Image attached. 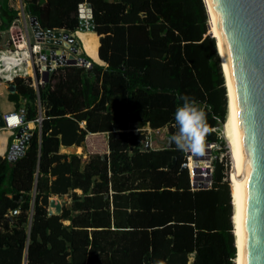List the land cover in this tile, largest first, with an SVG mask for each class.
<instances>
[{
	"label": "trees",
	"instance_id": "16d2710c",
	"mask_svg": "<svg viewBox=\"0 0 264 264\" xmlns=\"http://www.w3.org/2000/svg\"><path fill=\"white\" fill-rule=\"evenodd\" d=\"M81 2L105 64L76 36L89 66H57L38 93L16 77L8 93L25 120L42 118L22 154L0 155V264H237L219 150L210 187L191 189L183 150L143 146L146 125L178 132L182 96L207 113L215 129L206 141L225 143L227 89L204 1L25 0V8L42 29L73 32ZM15 15L0 0V30ZM94 131H107L108 153L59 151ZM64 194L53 211L52 197Z\"/></svg>",
	"mask_w": 264,
	"mask_h": 264
},
{
	"label": "water",
	"instance_id": "95a60500",
	"mask_svg": "<svg viewBox=\"0 0 264 264\" xmlns=\"http://www.w3.org/2000/svg\"><path fill=\"white\" fill-rule=\"evenodd\" d=\"M87 6L90 8L89 4ZM209 8L228 66L240 136L243 166L242 264H264V0H209ZM30 24L36 36L44 35L36 16H30ZM78 30H94L92 13L79 16ZM207 33L213 36L209 30ZM45 35L49 42L53 41L52 37L58 43L63 38V44L72 52L65 58L64 54H59L57 46L44 48L41 57H47L46 70L50 63L76 64L77 56L74 53L78 50L79 42L72 34L54 30ZM213 38L215 40V36ZM217 53L221 63L218 49ZM84 61L90 65V61L85 58ZM48 75V71H45L44 80H48ZM8 90H15L13 83L8 85ZM2 124L0 113V125ZM32 127V123H26L17 129L16 142L10 145L6 154L9 159H14L23 152L24 144L29 138L23 131L25 128L31 130ZM221 133L225 138L223 128ZM166 144H169L168 138ZM148 145L146 142L144 147ZM174 162L175 156L168 166ZM181 167L186 168V162ZM230 202L232 205L231 199ZM51 205L56 210L60 209V204L53 200Z\"/></svg>",
	"mask_w": 264,
	"mask_h": 264
},
{
	"label": "built area",
	"instance_id": "2783aa9c",
	"mask_svg": "<svg viewBox=\"0 0 264 264\" xmlns=\"http://www.w3.org/2000/svg\"><path fill=\"white\" fill-rule=\"evenodd\" d=\"M8 1L10 6H12L16 10V15L5 30H0V80L6 81L10 84L13 83L16 77H22L26 79L29 85H31L38 93L39 87L46 82V80H44L45 71H48V76L50 78L53 71L56 69L57 66H59L57 64L50 63L49 69L46 70L45 66L47 65V57L42 58L41 51L44 48L51 49L52 46H57L59 54H64L65 58H67V56L72 53L70 48L63 44V38H61L60 42L58 43L54 41L55 37H52L53 41L49 42L46 40L47 37L45 33L48 31L53 32L54 30H60V32L67 30H65L64 28H53L47 30L41 28L44 32V35L36 36L35 32L32 29V25L30 24V16L32 15L28 13L25 8V0ZM87 5L88 3L86 2L79 3V16H84L83 13L86 15H89L91 13V9ZM75 31L67 32L69 34H72L76 39ZM54 54L56 53L54 52ZM74 55L77 56L76 64L89 66L87 65L86 61H84V58L78 55V50L76 53H74ZM48 59L50 61L52 60V58L50 57H48ZM1 115L3 124L0 125V128L13 130L12 143L16 142L15 132L19 127L24 126L26 123H32L33 127L31 128V130L25 128L23 131L24 135L28 134L30 136L33 128L36 126V124H40L42 118L41 112L39 111L38 116H36L34 119L25 120L24 112L21 109H14L8 112H3L1 113ZM13 116L19 117V122H13L10 119ZM212 129L215 128L212 127ZM211 142L214 141H206V148L203 155H198L190 151H184V162H186V169L188 170L189 183L191 189L208 188L211 185V174L213 169L212 160L216 156V154L212 151ZM26 144H24V148L26 147ZM148 144H150L149 140ZM226 148L229 157V164L227 170L230 171L231 157L229 146L227 143ZM190 159L192 161L191 166L189 165ZM227 161L228 160H226V162ZM226 162H224V164H226ZM195 168L196 170H194ZM227 170L226 179L228 180V182H230L229 171Z\"/></svg>",
	"mask_w": 264,
	"mask_h": 264
},
{
	"label": "bare ground",
	"instance_id": "6f19581e",
	"mask_svg": "<svg viewBox=\"0 0 264 264\" xmlns=\"http://www.w3.org/2000/svg\"><path fill=\"white\" fill-rule=\"evenodd\" d=\"M206 12L208 15V20L210 21L211 25V34L215 36L216 44L218 51L220 53L221 58V64L224 72L225 77V86L227 89V99H228V112L226 121L223 124V133L226 135V140L229 145L230 150V157H231V169L229 171L230 178L233 180V170H234V190L233 194L234 197L232 199V205L234 200V208L232 213V222L233 221V214L235 213V230L234 232V238H235V246L237 249V264H242V212H243V166H242V154H241V145H240V136H239V130H238V122H237V114H236V106L228 71V66L225 58V54L223 51L222 43L220 40V36L217 30L216 23L214 19L212 18L210 14V8H209V0H204ZM84 16H87L83 13ZM87 30H81L80 31V37L82 41L84 42V46L88 53L92 54L93 56H96V50L99 44L98 35L93 30H88V32H82ZM91 31V32H90ZM79 32V31H78ZM97 57V56H96ZM80 148H78V151ZM189 165H192L191 159L189 160ZM234 166V167H233ZM232 180L230 183V186L232 184ZM232 191V188H231ZM232 196V193H231ZM232 198V197H231ZM236 232V235H235ZM237 242V243H236Z\"/></svg>",
	"mask_w": 264,
	"mask_h": 264
},
{
	"label": "crops",
	"instance_id": "0c3cea01",
	"mask_svg": "<svg viewBox=\"0 0 264 264\" xmlns=\"http://www.w3.org/2000/svg\"><path fill=\"white\" fill-rule=\"evenodd\" d=\"M80 31L81 30H78V29L75 31V35L77 37L78 36L80 37V34H79ZM93 32H95L98 35V40H99V34L96 31H94V30H93ZM80 38H79V40H80ZM81 40H80V42H81ZM81 46L83 47L82 42H81ZM87 53H88V51H87ZM95 55L97 57L96 56H93L90 53H89L88 56H90L92 58V60H94L95 62L104 65L105 64V61L103 59H101L99 57V55H98V47H97V50H96V54ZM8 84H9L8 82L3 81V80H0V113L8 112V111L17 109L15 107L13 101L8 98V93L10 92L8 90ZM79 124L81 126H83L84 125V120L83 121H80ZM145 129L147 130V135H146V139L144 141V145L143 146H145V144H146V142H148V140L150 141V144L148 145V147H150V148H159V147L166 146L167 145L166 144V139L167 138L169 139V143H170V136H168V134L166 132V127L165 126L158 127V128H151L148 125H146L145 126ZM160 130L162 132L153 135L154 137L151 135V131H154V132L156 131L157 132V131H160ZM12 133H13V130H7V129L0 128V155L7 154L8 150L10 148V145L12 143V138H13V136H12L13 134ZM11 136H12V138H11ZM95 136H97V137L99 136L100 138L102 137V139L99 140L100 141V144H102V145L96 146L97 148L101 147V150L100 151L99 150H95L94 148L91 149L89 147V146L92 145V143H91L92 137H95ZM78 148H80L79 151H78ZM145 148H147V147H145ZM85 149H88V151H89L88 154L89 153H95V152H98V153H108L109 149H108V143H107V131L88 132L85 135V137H84V139L82 141V144H75V143H72V144H69V145L61 144L60 147H59V151H61V152L76 153L78 155H81L83 158L86 155ZM76 191L77 192H80V189H76ZM53 197H55V196H53ZM53 197H52V200L54 201V203H56V200ZM233 205H234V200H233ZM53 207H54V205H52V208ZM234 222H235V213H234Z\"/></svg>",
	"mask_w": 264,
	"mask_h": 264
},
{
	"label": "clouds",
	"instance_id": "9594fccd",
	"mask_svg": "<svg viewBox=\"0 0 264 264\" xmlns=\"http://www.w3.org/2000/svg\"><path fill=\"white\" fill-rule=\"evenodd\" d=\"M184 101L175 113L178 132L171 136L170 141L180 150L203 155L206 148V138L212 131L208 124L207 113L196 106V102L188 96L180 97ZM12 121L19 122V117L13 116Z\"/></svg>",
	"mask_w": 264,
	"mask_h": 264
},
{
	"label": "rangeland",
	"instance_id": "374dc122",
	"mask_svg": "<svg viewBox=\"0 0 264 264\" xmlns=\"http://www.w3.org/2000/svg\"><path fill=\"white\" fill-rule=\"evenodd\" d=\"M209 18V17H208ZM209 24H210V21H209ZM210 27H211V25H210ZM209 29H211V28H209ZM210 31V30H209ZM82 32H88V30L87 31H82ZM91 32V31H90ZM211 32V31H210ZM92 33H94V32H92ZM212 33V32H211ZM79 37V36H78ZM80 38V37H79ZM80 40H81V38H80ZM216 40V39H215ZM81 42H82V45H83V48H84V50L86 49L85 48V46H84V42L81 40ZM85 52L87 53V51L85 50ZM88 55H89V53H87ZM222 58V57H221ZM225 116H226V114H225ZM221 128H222V126H221ZM221 128H220V130H219V132H218V136H222L223 137V135H222V133H221ZM162 129V128H161ZM160 132H162L161 130L160 131H151V135L153 136V135H155V134H158V133H160ZM166 132H167V129H166ZM224 136H225V138H226V135L224 134ZM154 137V136H153ZM224 137H223V139L225 140V143L224 144H221V143H214V142H211L212 143V151L213 152H215V150H219V152H218V157H219V160L220 159H222L224 162H226V160H228L227 162H226V164H225V167H226V170L228 169V164H229V157H228V152H227V148H226V143H228L227 142V140L225 139ZM102 139V137L100 138L99 136L97 137V136H95V137H92V140H91V143H92V147L91 146H89L91 149H95V150H101V147H99V148H97L96 146H99V145H102V144H100V141L99 140H101ZM161 144V143H160ZM229 146V145H228ZM226 148V149H225ZM184 151V150H183ZM88 149H85V153H86V155H85V157L87 156V154H88ZM231 156V155H230ZM234 167V166H233ZM230 168V167H229ZM227 171H229V170H227ZM231 176L229 175V181H230V183H231V178H230ZM234 180H235V177H234V170H233V181H232V184H231V188H232V198L234 197V194H233V190H234V186H233V184H234ZM68 197V195L67 194H64L62 197H58V196H55V197H53V198H55V200H56V203L58 204H60V202H61V200L62 199H66ZM53 209V211H57L56 209H55V206L52 208ZM236 263H237V261H236Z\"/></svg>",
	"mask_w": 264,
	"mask_h": 264
},
{
	"label": "snow or ice",
	"instance_id": "6c2138e0",
	"mask_svg": "<svg viewBox=\"0 0 264 264\" xmlns=\"http://www.w3.org/2000/svg\"><path fill=\"white\" fill-rule=\"evenodd\" d=\"M13 122H15V121H13Z\"/></svg>",
	"mask_w": 264,
	"mask_h": 264
}]
</instances>
